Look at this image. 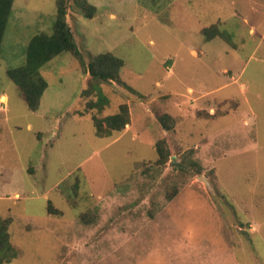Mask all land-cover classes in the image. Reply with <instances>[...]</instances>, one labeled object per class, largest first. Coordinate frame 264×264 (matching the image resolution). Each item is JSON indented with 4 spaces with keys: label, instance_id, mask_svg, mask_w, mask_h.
Returning a JSON list of instances; mask_svg holds the SVG:
<instances>
[{
    "label": "rangeland",
    "instance_id": "374dc122",
    "mask_svg": "<svg viewBox=\"0 0 264 264\" xmlns=\"http://www.w3.org/2000/svg\"><path fill=\"white\" fill-rule=\"evenodd\" d=\"M81 1L67 21L84 61L40 68L36 110L8 69L52 33L57 0L13 3L0 217L15 256L0 264H264V0H87L93 17ZM104 52L124 61L117 79L89 72Z\"/></svg>",
    "mask_w": 264,
    "mask_h": 264
},
{
    "label": "trees",
    "instance_id": "16d2710c",
    "mask_svg": "<svg viewBox=\"0 0 264 264\" xmlns=\"http://www.w3.org/2000/svg\"><path fill=\"white\" fill-rule=\"evenodd\" d=\"M14 0H0V56L7 24L13 11ZM81 6L87 17H93L96 6L89 4L87 0L81 1ZM68 6L67 0H57V14L53 25L52 33H37L27 46L26 61L22 66L10 67L8 76L21 89L27 106L30 110L38 109L41 97L47 88L46 79L40 74V68L54 57L63 52H74L83 62L82 53L77 43L75 34L67 21ZM212 38L219 32H209L204 29V34ZM124 61L110 52L98 54L89 64V72L93 78L102 81H109L119 77V70ZM168 115L161 116L159 120L164 125ZM106 126L111 130H122L129 122L128 108L123 105L121 111L110 114L104 118ZM97 126L102 127L100 124ZM169 126H167L168 128ZM159 154L158 162L163 163L169 154L164 153L160 142L156 144ZM58 211V210H57ZM8 220L0 217V263L9 261L15 256L8 236Z\"/></svg>",
    "mask_w": 264,
    "mask_h": 264
},
{
    "label": "bare ground",
    "instance_id": "6f19581e",
    "mask_svg": "<svg viewBox=\"0 0 264 264\" xmlns=\"http://www.w3.org/2000/svg\"><path fill=\"white\" fill-rule=\"evenodd\" d=\"M2 100H3L4 102H6V100H7V96L4 95V96L2 97Z\"/></svg>",
    "mask_w": 264,
    "mask_h": 264
},
{
    "label": "crops",
    "instance_id": "0c3cea01",
    "mask_svg": "<svg viewBox=\"0 0 264 264\" xmlns=\"http://www.w3.org/2000/svg\"><path fill=\"white\" fill-rule=\"evenodd\" d=\"M5 95H6V94H5ZM3 96H4V95H3ZM3 96H2V97H3ZM6 96H7V95H6Z\"/></svg>",
    "mask_w": 264,
    "mask_h": 264
}]
</instances>
